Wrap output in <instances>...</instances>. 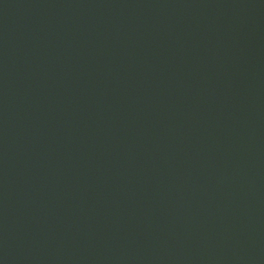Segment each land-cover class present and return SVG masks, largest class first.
<instances>
[{
    "label": "water",
    "instance_id": "obj_1",
    "mask_svg": "<svg viewBox=\"0 0 264 264\" xmlns=\"http://www.w3.org/2000/svg\"><path fill=\"white\" fill-rule=\"evenodd\" d=\"M0 264H264V0H0Z\"/></svg>",
    "mask_w": 264,
    "mask_h": 264
}]
</instances>
